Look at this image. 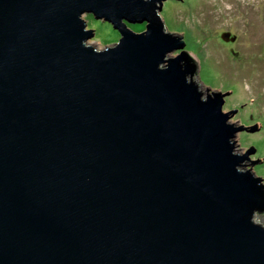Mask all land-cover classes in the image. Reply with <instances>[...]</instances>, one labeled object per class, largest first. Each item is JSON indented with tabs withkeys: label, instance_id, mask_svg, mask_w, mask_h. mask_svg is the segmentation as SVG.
Returning a JSON list of instances; mask_svg holds the SVG:
<instances>
[{
	"label": "water",
	"instance_id": "water-1",
	"mask_svg": "<svg viewBox=\"0 0 264 264\" xmlns=\"http://www.w3.org/2000/svg\"><path fill=\"white\" fill-rule=\"evenodd\" d=\"M163 1L0 0V264H264L262 159L234 139L259 122L192 80Z\"/></svg>",
	"mask_w": 264,
	"mask_h": 264
},
{
	"label": "rangeland",
	"instance_id": "rangeland-1",
	"mask_svg": "<svg viewBox=\"0 0 264 264\" xmlns=\"http://www.w3.org/2000/svg\"><path fill=\"white\" fill-rule=\"evenodd\" d=\"M160 15L166 30L185 40L183 49L195 60L192 80L203 93L207 89L231 90L223 110L236 107L238 113L230 117V122H241L243 127L259 122L258 130L241 129L234 139L237 152L245 153L253 147L250 156L262 159L253 165V171L264 182V0H164ZM83 19L87 29L94 32L88 43L96 49L119 40V32L106 20L88 13ZM128 26L142 32L146 23ZM224 31L235 35L236 41L225 44L220 39ZM245 165L241 169L250 166L248 160ZM256 221L264 224V214H257Z\"/></svg>",
	"mask_w": 264,
	"mask_h": 264
},
{
	"label": "flooded vegetation",
	"instance_id": "flooded-vegetation-1",
	"mask_svg": "<svg viewBox=\"0 0 264 264\" xmlns=\"http://www.w3.org/2000/svg\"><path fill=\"white\" fill-rule=\"evenodd\" d=\"M235 41H236V39H235ZM235 41H233V42H235ZM230 43H232V42H225V44H227V45H230ZM226 99V98H225ZM234 109H236V107H234V108H231L230 110H234ZM237 110V109H236ZM229 111V110H228ZM236 113H238V110L234 113V114H236ZM233 116V115H232ZM229 122H230V118H229ZM234 123V122H233ZM235 124V126H241V122L239 123V124H236V123H234ZM243 127V126H242ZM253 154V153H252ZM249 156H250V154H249ZM248 156V161H249V163L251 162L250 160H253L254 158V160H256L257 158L255 157V156H250L249 157Z\"/></svg>",
	"mask_w": 264,
	"mask_h": 264
},
{
	"label": "bare ground",
	"instance_id": "bare-ground-1",
	"mask_svg": "<svg viewBox=\"0 0 264 264\" xmlns=\"http://www.w3.org/2000/svg\"><path fill=\"white\" fill-rule=\"evenodd\" d=\"M204 93H207V91L205 90V92Z\"/></svg>",
	"mask_w": 264,
	"mask_h": 264
}]
</instances>
